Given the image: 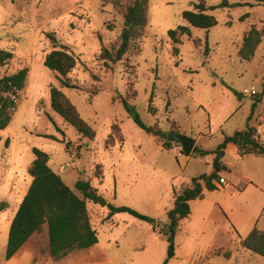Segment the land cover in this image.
<instances>
[{
  "label": "rangeland",
  "instance_id": "374dc122",
  "mask_svg": "<svg viewBox=\"0 0 264 264\" xmlns=\"http://www.w3.org/2000/svg\"><path fill=\"white\" fill-rule=\"evenodd\" d=\"M201 1L216 7L210 12L218 24L209 30L190 26L192 35L182 38L177 45L180 54L174 57L168 31L188 25L182 12ZM228 1L241 6L222 8V0H150L141 53L134 52L129 64L122 60L107 68L100 59L102 49L119 46L124 13L133 0H0V48L13 52V58L0 66V76L29 68L12 121L0 130V205L5 204L0 211V264L165 261L168 241L163 228L169 222L167 211L173 207L174 190L197 175L210 173L213 157L178 153L175 148L181 145L175 141L170 143L174 150L167 149V138L139 127L123 100L135 106L147 125L158 124L164 133L183 132L193 138L204 135L200 144L210 150L226 134L244 128L254 94L263 93L264 41L253 61L242 60L238 52L250 27L264 26V4ZM51 32L78 59L68 77L79 88L62 89L95 129V139L84 137L51 107L50 89L60 87L58 74L44 65L45 56L54 49L48 38ZM252 86L254 93L246 92ZM235 91L250 94L241 99ZM257 105L259 111L264 110V102ZM115 122L124 141L107 148ZM34 147L50 153L51 167L78 194L76 183L89 180L109 203L134 208L151 221L128 212L108 220L107 207L88 202L98 244L54 261L43 231L17 256L6 260L11 223L32 180L28 167L35 157ZM246 159L238 160L233 152L226 155L232 169L241 173L253 169L250 161L254 158ZM100 170L103 178L97 177ZM226 186L206 190L204 198L191 201L192 212L180 224L176 255L169 264H240L235 258L212 253L241 247L235 243L243 227L237 228L230 216L233 205L242 206L244 201L238 194L231 196ZM234 210L243 213L245 209ZM258 227L264 229V215Z\"/></svg>",
  "mask_w": 264,
  "mask_h": 264
},
{
  "label": "trees",
  "instance_id": "16d2710c",
  "mask_svg": "<svg viewBox=\"0 0 264 264\" xmlns=\"http://www.w3.org/2000/svg\"><path fill=\"white\" fill-rule=\"evenodd\" d=\"M253 1L264 4V0ZM149 4L150 0H133L127 7L124 13V26L120 35L119 46L111 50L103 47L100 55V59L105 62L107 68H110L111 63L114 64L122 60L129 64L134 52L141 53L140 42H142L149 23ZM219 6L226 8L241 6V4L222 0ZM215 8V6H207L201 1L195 4L194 9L182 12V19L188 25L180 24L168 31L173 42L174 57L180 54V48L177 45L182 43V38L185 35L189 37L192 35L190 26L209 30L218 24V18L210 12ZM244 17L247 15L241 19L244 20ZM48 38L52 41L54 49L45 56L44 65L56 72L60 80V87L52 86L50 89L51 107L84 137L95 139V129L82 117L76 105L62 89L79 88L77 83L72 82L68 77L76 68L78 59L68 46L59 43L56 33H48ZM263 41L264 26L258 27L253 24L243 37L238 52L240 58L245 61H252ZM12 58V51L0 48V66L7 64ZM28 76V67L15 73L0 76V130L7 128L11 123L18 108L19 92L25 88ZM235 92L239 97L242 96V93ZM262 94H264V88ZM260 98L259 95L254 98L255 102L246 129L236 130L232 134L225 135L223 142L214 150L200 149L195 146L193 153L201 156L214 154L213 170L210 173H202L193 177L189 183L174 190L173 207L167 211L169 222L163 228L167 236L168 253L162 264H169L176 255V237L181 222L188 218L192 212L191 201L204 198L206 190L215 191L224 186L227 181H233L229 169L223 162L227 145L229 143L236 144L243 155H264V140L255 138L257 128L249 123L257 103L261 100ZM152 100L153 97L150 98V102ZM123 103L139 127L154 136L163 137V130L158 124L147 125L134 105L130 104L127 99H124ZM116 141H124V135L118 122L112 125V131L106 140V147L115 146ZM172 141L177 142L179 146L181 145L176 139H167L165 144L168 142L169 147L167 149L169 150L172 149L170 145ZM33 153L35 157L28 167L32 182L12 220L6 245V260L14 257L35 234L43 231L47 233L48 252L54 261L63 260L74 251L89 249L98 244L99 233L92 224L88 202L107 207L106 218L108 220L118 213L128 212L136 218L151 221L148 216L134 208L109 203L89 180L80 179L76 183L75 189L81 195L78 194L74 188L66 183L62 175L55 172L51 167L50 153L38 147L33 148ZM98 167L102 168V165ZM97 177L103 178L102 170L97 171ZM4 207V203L0 205V211ZM240 245L264 258V230L254 228L247 237L241 240ZM221 253V249L214 251L216 255ZM224 254L227 257L230 256L229 252Z\"/></svg>",
  "mask_w": 264,
  "mask_h": 264
},
{
  "label": "crops",
  "instance_id": "0c3cea01",
  "mask_svg": "<svg viewBox=\"0 0 264 264\" xmlns=\"http://www.w3.org/2000/svg\"><path fill=\"white\" fill-rule=\"evenodd\" d=\"M252 88H255V87L252 86L251 89ZM246 89H248V88H246ZM245 94H250V93H244L243 92L242 96L239 98L243 99V97L246 96ZM257 95H259L261 97L260 102H264V94H262V96H261L260 94L256 93V94H254V98ZM251 113H252V110H251V112H249L245 115V127L242 129H237V130L246 129V126L248 124V118L251 115ZM249 123L251 125L256 126L257 131L258 130L260 131L257 138H261L262 140H264V110L259 111L258 105L256 106V108L252 114L251 121H249ZM183 134H185V133H183ZM226 135H229V134H226ZM204 137H205L204 135L195 137L194 138L196 140L195 146L199 147L200 149H206L203 147L202 144H200V142L203 140ZM172 150H174V149H172ZM206 150H210V149H206ZM211 150H214V149H211ZM229 152H233L234 155L238 158V160H241L243 162L248 160V159H246L248 157L254 158V159H251L252 161H250V164H252L253 169H251L250 171H244L242 173L238 172L235 169H232L233 167H232L231 162H228L226 160V155ZM225 153L226 154H225V157L223 158V162L227 166V168L229 169L230 175L232 176V179H233V181H231V182L227 181L226 187L230 189L231 196L238 194L240 196L239 199L244 201L242 206L239 203L240 206L233 205V208L234 209H239V208L245 209L243 211V213H240L239 211H235L233 209L232 210V212H234L233 217H232V214L230 216L237 228L243 227V228H241L242 229V235H239V240L235 243V246H236V244L237 243L240 244L241 240L244 239L245 237H247L254 228L260 229L258 227V223L260 221V218L264 215V155H255V154L243 155L241 153L239 147L234 143H229L227 145ZM192 154L200 155V154L193 153V152H192ZM192 154H190V155H192ZM210 155H212V157L214 159V154H210ZM212 163H213V161H212ZM212 166H213V164H212ZM190 181L185 182L183 184H187ZM31 182H32V180H31ZM179 188H177V189H179ZM26 193L27 192H25L24 195H26ZM173 200H174V193H173ZM260 230H264V229H260ZM25 245L22 247V249L15 256H17L24 249ZM219 249L222 250V253L220 255L225 256L224 253L229 252L230 256L229 257L225 256V257L230 258V259L235 258L240 262V264H262L264 262V258L261 255L256 254V253L252 252L251 250L245 249L243 247H240L239 250H236L235 247L232 250H227V251L222 249V248H219ZM215 250H218V249H214L212 251L213 254H214ZM220 255H218V256H220ZM14 257H12V258H14ZM197 259L199 261L203 262L201 257H198ZM63 260H65V258Z\"/></svg>",
  "mask_w": 264,
  "mask_h": 264
},
{
  "label": "water",
  "instance_id": "95a60500",
  "mask_svg": "<svg viewBox=\"0 0 264 264\" xmlns=\"http://www.w3.org/2000/svg\"><path fill=\"white\" fill-rule=\"evenodd\" d=\"M163 138H167L170 140H178L181 144L182 147V152L190 155L192 154L195 145H196V140L193 137H189L186 134L183 133H178L177 131H171L170 133H162Z\"/></svg>",
  "mask_w": 264,
  "mask_h": 264
},
{
  "label": "built area",
  "instance_id": "2783aa9c",
  "mask_svg": "<svg viewBox=\"0 0 264 264\" xmlns=\"http://www.w3.org/2000/svg\"><path fill=\"white\" fill-rule=\"evenodd\" d=\"M254 91H255V88H252L251 91L246 90V92H251V93H254ZM12 97L14 98V96H12ZM259 133H260V131L258 130V131H257V134L255 135V138H256V139H257ZM179 148H180V147H179ZM179 148L176 147L175 150H176L178 153H181V152H182V151H180L181 148H180V149H179Z\"/></svg>",
  "mask_w": 264,
  "mask_h": 264
}]
</instances>
